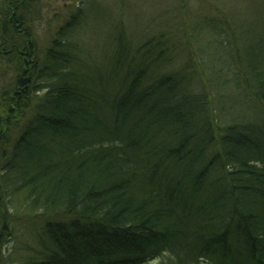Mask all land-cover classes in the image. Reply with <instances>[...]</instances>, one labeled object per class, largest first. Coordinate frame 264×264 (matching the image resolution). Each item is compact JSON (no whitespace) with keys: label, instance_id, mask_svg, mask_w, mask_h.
Instances as JSON below:
<instances>
[{"label":"trees","instance_id":"1","mask_svg":"<svg viewBox=\"0 0 264 264\" xmlns=\"http://www.w3.org/2000/svg\"><path fill=\"white\" fill-rule=\"evenodd\" d=\"M0 1L2 263L264 264V27L221 2L180 36L154 0ZM246 96L259 114L221 118Z\"/></svg>","mask_w":264,"mask_h":264},{"label":"rangeland","instance_id":"2","mask_svg":"<svg viewBox=\"0 0 264 264\" xmlns=\"http://www.w3.org/2000/svg\"><path fill=\"white\" fill-rule=\"evenodd\" d=\"M154 1L158 7L157 10L159 12L160 11L163 12L159 16L160 24L163 26L169 24L170 28H172V33L180 35V36L182 35V30L185 29L184 27L185 22L187 23V21L190 20L189 19L190 16L191 17L198 16V18H200V14L201 15L202 14L213 15V11L216 10L215 7H217V5H219L220 2H221V5L222 3L225 5H229V8H228L229 10L225 9L227 11L226 13L232 14L233 17L236 19L238 26L242 29V35L250 37L251 34L255 35L256 33L260 32L264 27V4L261 5V2L259 0H223L224 2H222V0H202V1L197 0L195 2H193V0H154ZM190 1H192V3ZM134 2L138 5H141L143 3L138 0H134ZM50 3H51L50 7L52 9V14H54L55 12H59L65 16L71 10V8L67 7V5L65 4L63 0H51ZM0 4H1V1H0ZM175 4H178V5L180 4L179 10H176ZM219 7L222 8L220 5ZM154 9L155 8H153V10ZM157 10H155V12ZM47 17H48V12H46L45 20ZM31 22L33 26L31 27L30 31L36 33V35L38 36V41L41 46L45 45L47 43L49 34L50 33L51 35L55 34L53 27H50L49 25H47L45 21L42 22V18L39 19L38 16L36 15L32 16ZM44 23L45 25H43ZM187 26H190V25L187 24ZM149 27L150 25L147 26V28ZM207 35L212 36L210 32H208ZM240 36L241 35H239V37ZM200 44L203 46H206L208 42H205L202 40ZM197 67H200V65L198 64ZM224 82H225V79H224ZM228 92L229 91H226V93ZM238 92H239L238 89L234 88V89H231L229 93L231 95H236L235 93H238ZM221 94H224V93H221ZM237 100L238 98L235 101ZM223 101L228 102V97H224ZM245 102L246 103L236 104L237 106L233 110H230L228 107H227L228 110L224 109V107H220L219 112H220L221 118L223 120H230L233 116H236V113H235L236 110L238 111V113L243 114V115L252 116V115H255L256 113L259 114V111L257 110L258 107L252 104L251 102V97L246 96ZM245 119H249V118H247L246 116H244L243 118L242 117L240 118V120H245ZM11 223L13 224V228L16 231L15 233H18V232L20 233L21 232L20 225H18L14 221H11ZM8 226L11 228L10 222H8ZM19 240L21 239H17V238L14 239V237L10 238L8 236V238H6L4 242L3 240L1 241V250L4 253V257L7 256L4 250H7L8 247H11L12 250L19 251L18 254L21 253L20 249L18 248L19 246L18 244L20 243ZM22 255L23 254L21 253L20 259L23 258L24 255L23 256ZM0 263L6 264L5 262L2 263L1 260H0ZM157 263L158 262H154L151 264H157Z\"/></svg>","mask_w":264,"mask_h":264}]
</instances>
